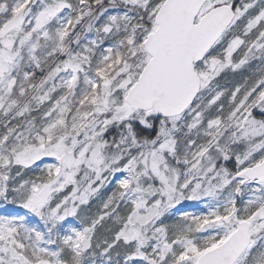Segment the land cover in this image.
Here are the masks:
<instances>
[{"label": "snow or ice", "instance_id": "6c2138e0", "mask_svg": "<svg viewBox=\"0 0 264 264\" xmlns=\"http://www.w3.org/2000/svg\"><path fill=\"white\" fill-rule=\"evenodd\" d=\"M0 264H264V0H0Z\"/></svg>", "mask_w": 264, "mask_h": 264}]
</instances>
